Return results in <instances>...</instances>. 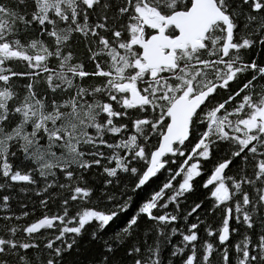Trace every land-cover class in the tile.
I'll list each match as a JSON object with an SVG mask.
<instances>
[{"label":"snow or ice","instance_id":"snow-or-ice-1","mask_svg":"<svg viewBox=\"0 0 264 264\" xmlns=\"http://www.w3.org/2000/svg\"><path fill=\"white\" fill-rule=\"evenodd\" d=\"M0 264H264V0H0Z\"/></svg>","mask_w":264,"mask_h":264},{"label":"trees","instance_id":"trees-1","mask_svg":"<svg viewBox=\"0 0 264 264\" xmlns=\"http://www.w3.org/2000/svg\"><path fill=\"white\" fill-rule=\"evenodd\" d=\"M207 167V166H206ZM77 257H70V259H76ZM80 260H84V255L82 254V255H80L79 257H78Z\"/></svg>","mask_w":264,"mask_h":264}]
</instances>
